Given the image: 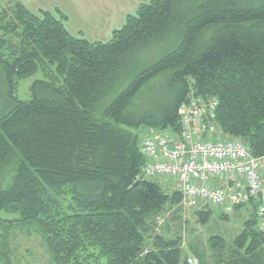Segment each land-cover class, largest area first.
Masks as SVG:
<instances>
[{
	"label": "trees",
	"instance_id": "1",
	"mask_svg": "<svg viewBox=\"0 0 264 264\" xmlns=\"http://www.w3.org/2000/svg\"><path fill=\"white\" fill-rule=\"evenodd\" d=\"M66 22L0 0V213L20 215L0 219V264H13L17 229L42 237L54 264H190L181 235L147 227L167 207L178 219L182 194L144 177L141 145L179 133L183 103L216 97L224 134L264 156V0H150L106 43ZM40 72L32 99L15 98ZM213 211L194 217L206 225ZM232 213L242 231L209 238L210 261L192 245L199 264H264L258 203Z\"/></svg>",
	"mask_w": 264,
	"mask_h": 264
},
{
	"label": "built area",
	"instance_id": "2",
	"mask_svg": "<svg viewBox=\"0 0 264 264\" xmlns=\"http://www.w3.org/2000/svg\"><path fill=\"white\" fill-rule=\"evenodd\" d=\"M219 100L195 98L179 109L180 132H148L142 142L144 177L174 186L184 212L258 203L264 237V156L254 157L241 139L229 138L217 124ZM190 264H199L195 258Z\"/></svg>",
	"mask_w": 264,
	"mask_h": 264
},
{
	"label": "rangeland",
	"instance_id": "3",
	"mask_svg": "<svg viewBox=\"0 0 264 264\" xmlns=\"http://www.w3.org/2000/svg\"><path fill=\"white\" fill-rule=\"evenodd\" d=\"M14 0H2V6L4 8L13 6ZM68 7H71L69 5ZM110 11L107 13L102 9L96 7L93 9L90 20L85 18H72L70 21L69 32L73 36H77L88 41H102L108 42L113 35V16ZM119 27V24H115ZM111 29V34L109 30ZM151 55V54H150ZM149 55V56H150ZM53 72H49L51 74ZM52 75V74H51ZM54 77H47V80H51ZM45 76L43 73H38L22 82L18 85L15 98L20 101H30L32 99V87L37 81H44ZM166 82L165 78H161L159 82ZM2 88V80H0V115L6 108V101L4 99V92ZM8 108V107H7ZM161 133V132H160ZM173 133L171 130L164 134ZM178 135H181L177 133ZM228 137V136H227ZM230 138V137H229ZM182 139V135H181ZM165 188L171 193L174 189ZM172 194V193H171ZM176 208L170 209V207L164 208L163 211L157 213L162 216L148 217V229L152 232L154 226V233L165 235L168 237H177L181 235L184 239L185 256L189 258L195 257L192 254L191 246L200 241V247L206 251L208 259L210 261L212 250L207 241L212 236H222L228 243H233V239L242 231L244 220L240 216H236L235 213H229V220H223L222 215L224 209L214 210L212 217L208 224L202 225L194 217V212H184V210L178 213V219L175 217ZM153 217V218H152ZM161 217V218H158ZM181 217V218H180ZM0 219L2 220H19L20 215L15 213H0ZM10 247L12 250L13 264H54L52 256L50 255L47 247L43 243L42 237L33 233V231L26 229H17L13 232L10 239ZM183 256V259L185 258Z\"/></svg>",
	"mask_w": 264,
	"mask_h": 264
},
{
	"label": "crops",
	"instance_id": "4",
	"mask_svg": "<svg viewBox=\"0 0 264 264\" xmlns=\"http://www.w3.org/2000/svg\"><path fill=\"white\" fill-rule=\"evenodd\" d=\"M14 1L20 2L27 9H29L31 12L34 13H37L39 11H48L53 13L60 11L62 14H64L67 17V22L65 25L68 32L70 27V21L72 20V18L78 19L82 17L87 20H90V16H92L93 9L96 7L102 9L107 13L109 11L113 13L111 14V16H113V32H115L123 28L129 17L136 16L141 6L146 5L150 2V0H14ZM69 5H71L72 8L68 7ZM115 24H119V27H116ZM111 32L112 31L110 29L109 33L111 34ZM110 38L112 39V37ZM85 40L88 41V39ZM89 42L106 43L102 41H89ZM167 187L171 188L170 186ZM157 215L162 216V214H157ZM157 215L155 217H157ZM154 226L152 228H154Z\"/></svg>",
	"mask_w": 264,
	"mask_h": 264
},
{
	"label": "water",
	"instance_id": "5",
	"mask_svg": "<svg viewBox=\"0 0 264 264\" xmlns=\"http://www.w3.org/2000/svg\"><path fill=\"white\" fill-rule=\"evenodd\" d=\"M141 180H143V177L141 178Z\"/></svg>",
	"mask_w": 264,
	"mask_h": 264
}]
</instances>
